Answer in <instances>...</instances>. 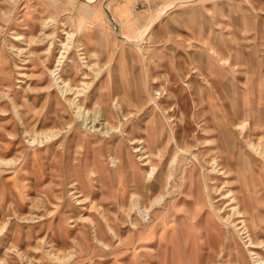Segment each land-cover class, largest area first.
<instances>
[{"label":"rangeland","instance_id":"rangeland-1","mask_svg":"<svg viewBox=\"0 0 264 264\" xmlns=\"http://www.w3.org/2000/svg\"><path fill=\"white\" fill-rule=\"evenodd\" d=\"M258 259L264 0H0V264Z\"/></svg>","mask_w":264,"mask_h":264},{"label":"bare ground","instance_id":"bare-ground-1","mask_svg":"<svg viewBox=\"0 0 264 264\" xmlns=\"http://www.w3.org/2000/svg\"><path fill=\"white\" fill-rule=\"evenodd\" d=\"M171 4V3H170ZM19 38H20V36H18ZM42 38H44V37H42ZM22 52V51H21ZM61 63V62H60ZM60 65V64H59ZM59 65H57V66H59ZM57 69L58 68H56L55 70H53L52 71V73L53 74H55L56 73V71H57ZM91 69V68H90ZM59 74V73H58ZM99 74H100V72H99ZM69 86V85H68ZM68 88V87H67ZM73 89V88H72ZM70 90H71V88H70ZM79 93V92H78ZM74 103H75V101H73ZM72 102V103H73ZM121 105V104H120ZM107 126H108V123H107ZM142 142V141H141ZM140 142V143H141ZM143 149L142 150H144V147H142ZM140 149V148H139ZM240 206H235V209L237 210V213L241 216V217H243L242 218V220H240V223H242L243 225L240 227V229H243L244 230V232L243 233H246L247 234V236H249V240H251L250 241V243L252 244V247H256V245H255V242H254V240H253V238H252V236H251V233H250V227H249V225H248V223H247V219L245 218V215H244V213L242 212V210H241V207L239 208ZM253 255L254 254H258L257 252H254V251H252L251 252ZM258 258H261L260 256H259V254H258ZM258 261H259V264H263L264 263V259H258Z\"/></svg>","mask_w":264,"mask_h":264}]
</instances>
